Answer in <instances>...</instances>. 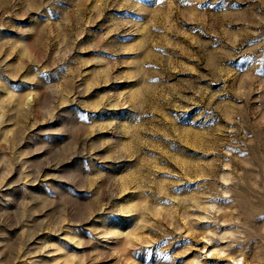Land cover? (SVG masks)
Returning <instances> with one entry per match:
<instances>
[{
	"label": "rangeland",
	"instance_id": "obj_1",
	"mask_svg": "<svg viewBox=\"0 0 264 264\" xmlns=\"http://www.w3.org/2000/svg\"><path fill=\"white\" fill-rule=\"evenodd\" d=\"M0 264H264V0H0Z\"/></svg>",
	"mask_w": 264,
	"mask_h": 264
}]
</instances>
